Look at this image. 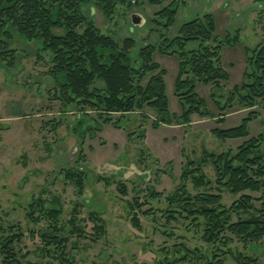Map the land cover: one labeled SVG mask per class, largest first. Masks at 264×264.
Segmentation results:
<instances>
[{"label":"rangeland","instance_id":"obj_1","mask_svg":"<svg viewBox=\"0 0 264 264\" xmlns=\"http://www.w3.org/2000/svg\"><path fill=\"white\" fill-rule=\"evenodd\" d=\"M124 2L130 3L118 5L111 17L105 16L94 0L83 3L80 9L103 33L117 40L134 39L130 52L134 66L140 62L137 53L141 47L160 44L163 34L173 38L182 23L204 13L213 15L215 34L219 37L226 33L238 35L236 44L225 45L220 52L221 63L229 75L223 87L215 91V95L223 96L218 98L221 103L228 89L242 81L246 67L244 48L264 43V0ZM169 4L176 6V14L164 29L160 24L163 20L156 12ZM132 14L141 16L142 22L134 24ZM11 47L17 49L14 67L7 68L0 63V224L20 225L25 234L20 245L22 250H29L28 259H39L34 249L40 242L27 230L45 228L49 221L47 218L37 223L30 221L25 215L27 207L32 199L50 200L54 196L61 205L58 225L65 226L76 209L85 228L86 235L70 234L66 251L71 262L67 264H166L182 256V245L204 256L220 254L217 244L202 241L201 232L189 219L177 216L168 222L162 213L167 206L164 197L179 183L188 161L198 160L204 151L234 150L248 137L264 134V108L260 104L246 108L234 103L219 109L209 97L210 86L198 83L195 92L207 102L215 117L193 114L187 123L175 121L153 128L155 112L144 107L147 119L138 110L113 113V120L121 125L117 128L102 122L93 110L86 109L83 114L79 107L63 105L53 97L54 82L47 74L49 55L39 50V41L14 37ZM152 58L165 70L168 110L177 114L181 111L174 93L177 57L155 50ZM251 109L257 117L248 124V137L222 140L211 133L213 127L237 125ZM220 116L223 121L216 122ZM79 119L84 123L79 124ZM87 126L91 131H86ZM78 169L82 175L81 190L67 177L68 172ZM202 170L215 189L212 165L204 164ZM119 184L125 186V193L119 191ZM187 188L195 193L209 187L197 189L188 180ZM148 189L160 193V197L150 198ZM220 190L221 202L229 205L236 196L223 188ZM135 197L142 203L140 210H149V215L142 214L133 204ZM133 212H137L140 229L130 223ZM90 213H97L104 222V232L96 240L91 238L94 234L93 222L88 218ZM254 246L252 249L251 244L236 238L229 244L233 252L256 257L258 264H264V238ZM220 257L224 259L223 264H236L228 255L220 254ZM192 262L198 264L192 257L175 264Z\"/></svg>","mask_w":264,"mask_h":264},{"label":"trees","instance_id":"obj_2","mask_svg":"<svg viewBox=\"0 0 264 264\" xmlns=\"http://www.w3.org/2000/svg\"><path fill=\"white\" fill-rule=\"evenodd\" d=\"M91 0H0V63L7 68L16 63V48L11 47L14 37L25 41H39L40 51L49 55L50 66L47 74L54 82L53 97L63 105H75L98 113L102 122L117 128L119 121L113 120V113H127L138 110L147 119L144 107L154 110L151 122L153 128L160 124L189 122L191 115H215L209 110L207 102L195 92V86L202 83L210 86L209 97L219 109L234 103L246 108L260 104L264 108V43L245 47L246 67L240 84L228 89L224 102L221 94L215 95L228 79V72L221 63L220 52L225 45H234L238 35L229 33L219 37L215 34L214 18L204 13L185 21L178 33L169 39L162 36L158 45L147 44L138 50L139 64L131 63L130 52L135 41L132 37L115 39L100 31L81 13V5ZM101 12L111 17L118 5L129 4L125 0H94ZM160 4L164 0H147ZM176 14L175 5H166L156 12L158 22L166 29ZM189 44H193L188 48ZM175 55L178 72L175 78L174 93L181 104L179 113L168 110L163 75L165 70L153 60L154 51ZM100 83V85L98 84ZM98 84V85H97ZM227 103V104H226ZM257 117L255 110H249L237 125L213 127L211 133L219 139H236L249 136L248 124ZM79 124L84 120L79 119ZM223 117L216 118L222 122ZM91 127L86 131H91ZM85 131V132H86ZM264 134L250 136L234 150L219 153L204 151L198 160H190L183 167L180 181L164 197L167 204L162 211L169 221L177 216L189 219L201 232V239L207 244L216 245L220 254L230 256L236 264H258V259L241 252H233L229 247L233 238L244 244H251L264 238ZM210 163L215 174V189L211 180L204 174L202 166ZM68 178L82 189V175L68 172ZM188 180L193 187L208 186V189L191 193L187 188ZM124 185L117 188L125 193ZM221 188L236 196L229 205L221 202ZM150 198L160 197V193L148 189ZM139 211L142 203L133 199ZM133 205L130 204V207ZM74 214L66 225H58L61 213L59 199L36 198L30 201L26 217L37 223L47 218L45 228L28 229L31 237H37L40 244L34 252L38 260L28 259L29 250L20 245L24 231L18 223L0 224V264H67L71 262L66 248L70 234H85L83 219ZM149 215V210H142ZM93 222L91 238L96 240L104 232L103 219L97 213H90ZM133 227L140 229L137 212L130 216ZM85 226V224H84ZM86 235V234H85ZM75 244L72 242V246ZM226 249H222L221 247ZM216 248V251H217ZM182 256L168 260L166 264L188 261L196 258L198 264H223L224 259L218 252L211 256L197 254L182 245ZM168 259V257L166 256ZM195 264V263H191Z\"/></svg>","mask_w":264,"mask_h":264},{"label":"water","instance_id":"obj_3","mask_svg":"<svg viewBox=\"0 0 264 264\" xmlns=\"http://www.w3.org/2000/svg\"><path fill=\"white\" fill-rule=\"evenodd\" d=\"M142 17L139 16L138 14H132L131 15V21L134 23V24H140L142 22Z\"/></svg>","mask_w":264,"mask_h":264}]
</instances>
